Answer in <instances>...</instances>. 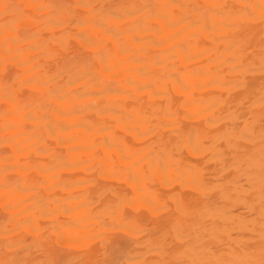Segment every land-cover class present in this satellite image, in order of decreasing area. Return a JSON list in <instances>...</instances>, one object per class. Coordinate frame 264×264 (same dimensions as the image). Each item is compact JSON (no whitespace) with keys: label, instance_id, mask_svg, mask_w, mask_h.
Instances as JSON below:
<instances>
[{"label":"bare ground","instance_id":"bare-ground-1","mask_svg":"<svg viewBox=\"0 0 264 264\" xmlns=\"http://www.w3.org/2000/svg\"><path fill=\"white\" fill-rule=\"evenodd\" d=\"M0 37V70L22 68L0 75V142L39 154L47 192L71 191L53 211L30 161L1 155L16 216L0 218V250L58 213L77 217L60 238L85 249L31 263L11 249L7 264H264V0H0ZM73 168L117 188L73 187Z\"/></svg>","mask_w":264,"mask_h":264},{"label":"rangeland","instance_id":"rangeland-1","mask_svg":"<svg viewBox=\"0 0 264 264\" xmlns=\"http://www.w3.org/2000/svg\"><path fill=\"white\" fill-rule=\"evenodd\" d=\"M31 11V10H30ZM33 12V11H32ZM32 12L30 13V14H32ZM34 14V13H33ZM4 37H0V40L1 39H3ZM79 46V45H78ZM76 48V47H75ZM76 49H78V47L76 48ZM79 49L81 50V51H86L83 47H81V46H79ZM74 50V49H73ZM2 54H3V51L2 50H0V56H2ZM12 65L10 66L9 65V69H5L4 71H1L0 70V75H2V78L3 77H6L7 78V76L10 74H12V75H14L13 73H15L16 74V72L18 71H21L22 70V68L20 67V66H18L17 64H15L14 65V63H11ZM21 73V72H20ZM9 75V76H10ZM0 78H1V76H0ZM22 89L23 90H21L22 91V93L23 94H25V93H28V94H31V92H32V90L30 89V88H26V87H22ZM38 94V93H37ZM38 96H41L40 94H38ZM5 107H6V104L5 103H3V104H0V111L1 110H3V109H5ZM14 121H16V120H14ZM20 120H18V121H16L15 123H18ZM64 121V120H63ZM63 121H61L62 123H64ZM9 123V124H8ZM8 123H6V124H8L7 126H9V125H12V124H14V122L13 121H10V122H8ZM21 123H24V122H21ZM21 123H19V124H21ZM15 125V124H14ZM13 126V125H12ZM9 133L8 134H10V131H8ZM5 134L7 135V132L5 131ZM4 133H0V135H2V136H0V139L2 138V140L3 139H5L6 137H4L3 135H5ZM11 135V134H10ZM10 135H8L10 138H11V136ZM123 135V134H122ZM8 137V138H9ZM129 137L131 138V139H133L134 140V142L135 143H137V142H139L138 141V139H135L134 137H133V135L132 134H130L129 135ZM7 139V138H6ZM7 140H9V139H7ZM7 140H4V141H7ZM2 142H0V152H3V153H5V154H1L0 153V156L2 157V158H5L6 159V157L7 156H9V158H11L10 157V155H7V152H9L11 155L13 154L14 156H16L17 155V153L19 152V156H21L22 155V153H20V151H21V149H22V147H19L18 149H20V150H18V152H16V149L17 148H15V147H11L10 145H8V144H5V143H3V144H1ZM53 146V145H52ZM56 145H54V147H55ZM54 147H53V149H54ZM15 148V149H14ZM55 149L57 150V149H60V147L58 146L57 148L55 147ZM54 149V150H55ZM66 148H63V147H61V152H63L64 150H65ZM58 151V150H57ZM16 152V153H15ZM60 152V153H61ZM66 153H67V150L65 151ZM65 153V154H66ZM21 154V155H20ZM63 154V153H62ZM4 155H6V156H4ZM12 155V156H13ZM39 155V154H38ZM35 152H33V151H30L28 154H25V155H22L24 158L22 159V160H24V161H22L21 162V164L23 165V164H25L26 163V161H30V164H28V163H26V164H28V165H30L29 167H27V165H26V167L28 168V169H30L29 171H28V173H29V176H30V178L32 179V180H28L32 185H34L35 187H37V188H39L40 189V192H41V190L42 191H44L45 192V196H46V198H49L50 199V197H55V199H56V203H51V205H50V208H52V210L53 211H56V210H54V208L59 204V202H61L62 201V199H64V197L62 198V196H64L65 195V198L67 197V196H69L70 195V193L69 192H71L70 190H67V189H65V190H63V188H61L60 186H57V187H55L54 189H53V191H51V193L53 194H51V193H49V192H47L48 191V188H47V184H45V180L47 179V181L48 180H50V179H52L53 178V174H51V172H49V171H45V170H42L41 168H39L38 166H37V164H39L38 162H39V160L38 159H40L39 158V156H38ZM4 156V157H3ZM18 155H17V158L16 157H14V158H16L17 160H19L18 159V157H19ZM21 156V157H22ZM41 158H42V156H41ZM79 158H81L80 160H79V166H80V161L82 160V158L83 159H85L86 157L84 156H81V157H79ZM86 160V159H85ZM7 160H4V161H1L0 162V167H1V170L0 171H2V170H7V169H5L6 167H11V166H13L14 164H12L13 162L12 161H7ZM84 161V160H83ZM83 161H81V166H83V164H82V162ZM5 162V163H4ZM11 163L12 165H6L7 163ZM83 163H85V161L83 162ZM113 164H115V163H113ZM113 164H109L110 166L111 165H113ZM117 165V167L118 168H121L122 167V165L117 161V163H116ZM5 165V166H4ZM120 165H121V167H120ZM2 166H4V167H2ZM15 166H16V164H15ZM18 166V165H17ZM24 166V165H23ZM78 166V167H79ZM80 166V167H81ZM103 166V165H102ZM110 166H108L109 168H107V166H103L104 167V170H107V171H112V169L111 170H109L110 169ZM116 166H115V170H116ZM101 167V166H100ZM99 167V168H100ZM113 167V169H114V165L113 166H111V168ZM2 168H4V169H2ZM15 168V167H14ZM102 168V167H101ZM117 168V169H118ZM12 170V169H11ZM10 170V172H8L7 173V175H6V180L7 181H5V182H9V181H11L10 183H12V181L13 180H15L16 181V178L18 177V176H20L19 175V173L18 172H16V171H18V170H13V171H11ZM70 170V169H69ZM64 171L63 170V172H60V174H61V178L63 177V179L64 178H66V177H72L73 176V178H69V182L71 183V186H73V183H75V182H73L75 179V177L77 178L75 181H77L78 180V182L79 183H84V182H86L85 180L86 179H88L89 177H90V180H91V184L90 185H87V187L88 186H90L89 187V189H91L90 191L91 192H96V191H98L99 190V188L100 187H102V188H104L103 186H105V185H111V184H114V185H117V181H116V179L115 178H112V177H109L108 175H104V174H99L98 172H93V173H90L91 175H89L88 173H83V170H78V169H71V171ZM88 174V175H87ZM68 175V176H67ZM28 176V177H29ZM86 176H87V178H86ZM21 177V176H20ZM81 177V178H80ZM82 177H85V179L83 178L82 179ZM80 180H79V179ZM93 178H96L95 180L93 179ZM5 179V178H4ZM18 179H20V178H17V180ZM73 179V180H72ZM9 180V181H8ZM26 180H27V178H26ZM65 181H67L68 182V178H66V179H64ZM70 180H72V181H70ZM83 180V181H82ZM82 181V182H81ZM96 181V182H95ZM14 182V181H13ZM28 182V183H29ZM68 182V183H69ZM73 182V183H72ZM69 183V184H70ZM78 183V184H79ZM94 183V184H93ZM42 184H45L46 186H44V185H42ZM77 184V182L74 184L75 186L76 185H78ZM100 184H105V185H101L100 186ZM108 185L107 186H105V187H107V188H111L112 187V185L111 186H109L108 187ZM114 185H113V187L112 188H114ZM44 187H46V188H44ZM74 187V186H73ZM94 187V188H97V190L96 191H94V189H92V188ZM99 187V188H98ZM70 188V187H69ZM68 188V189H69ZM102 188H100V189H102ZM117 188V186L114 188V189H116ZM124 188H126V187H124ZM73 189L74 190H76V188H72L71 190L73 191ZM127 189V188H126ZM128 190V189H127ZM50 191V190H49ZM43 192V193H44ZM68 193V194H67ZM48 194H51V195H48ZM42 195V194H41ZM44 195V194H43ZM42 195V197H44ZM48 195V196H47ZM50 196V197H49ZM107 196V197H106ZM103 197V199L104 200H107V199H109V197H108V195H105V196H102ZM102 197H101V199H102ZM45 198V197H44ZM57 198H60L59 200L57 199ZM107 198V199H106ZM0 199H1V197H0ZM9 199H11V197H9ZM9 199L7 198V201H8V203L7 202H2V201H0V214H1V217L0 218H2L3 216V220L6 222V221H9L8 219L10 218L11 219V217H9V216H13L12 214H14L15 216H16V212L15 211H13L12 210V212H14V213H11V210L9 209V207H8V205L10 204V203H13V202H15V201H13L14 199H18V197L17 198H15L14 197V199L12 200L13 202H10L9 201ZM24 199H28V196H26V197H24V198H19L18 199V201H20V200H24ZM55 199H54V202H55ZM4 200V199H3ZM17 201V202H18ZM101 201H103V200H101ZM56 209V208H55ZM131 209V208H130ZM129 209V210H130ZM132 211H129V213H135L134 212V210L133 209H131ZM55 213V212H54ZM132 213V214H133ZM60 214H61V216H60ZM3 215V216H2ZM54 215V214H53ZM53 215H51V216H53ZM57 215H59V216H57ZM56 215V222H51L50 220H48L47 218H45V217H48V216H43L44 218H42V217H38L37 218V220H35L36 222H35V226H37V228L39 229V230H30V229H26V228H22V226H19V228H18V231H17V233H16V235L18 236L17 238L19 239V241L21 242V245H19L18 247L16 246V247H14V248H11L12 249V252H13V257H14V259L16 260V258H18V259H24V258H26V257H28V256H30L29 257V263H31V261H32V258L33 259H38V261H40V260H42L43 259V257H44V259H46V258H50V255L53 253V254H55V257H54V255L52 254L51 256L52 257H54L55 259H57V257L58 256H60L61 254L63 255V256H61V258H59L58 257V260H60V259H62L63 257H65V255H66V257L68 256V258H69V255H73L72 257H75V255H80V254H82V253H84V251H85V249H82L81 247H76V246H70V244L68 245V243H64V239L63 238H60L61 236H65L66 237V235L69 237L70 236V232L69 233H67L68 231L65 229V227L69 224V223H71V222H73V220H75L77 217H72V216H70V217H68V215H63L62 213H58ZM15 216H13V217H15ZM18 216V215H17ZM18 217H20L21 218V216H18ZM53 217H55V216H53ZM58 217H61V219L60 220H63L64 222L63 223H65V225H63L62 223H60V220H59V223H58ZM6 218H8V219H6ZM41 218V219H40ZM50 218V217H49ZM6 219V220H5ZM24 219V218H23ZM22 219V220H23ZM21 220V219H20ZM52 220H53V218H52ZM38 221V222H37ZM49 221H50V223H49ZM21 222V221H20ZM39 223H40V225H39ZM57 223V224H56ZM21 224V223H20ZM62 224V226H64V229H65V231H66V234L63 232L62 233V229H61V226L60 225ZM7 225H8V223H7ZM10 225H12L11 223H9V225H8V228H11V229H13V226H10ZM56 226L57 227V232H58V234H57V232H56V234H53V232H51L52 231V228H53V226ZM58 225H59V227H58ZM10 226V227H9ZM59 228V229H58ZM63 228V227H62ZM115 229H117V228H115ZM19 230H20V233H19ZM115 232H113V235H114V233H117V231L116 230H114ZM61 232V233H60ZM63 234H65V235H63ZM69 234V235H68ZM112 234V233H111ZM60 235V236H59ZM2 237H3V235H2ZM1 236H0V241L2 240L3 241V243L2 242H0V247H2V249H5L6 250V248L4 247L3 248V246H4V244H5V241H4V239L2 238ZM2 238V239H1ZM67 238V237H66ZM115 238H117V235L115 234V237L113 236V240L112 241H114V239ZM40 239V240H39ZM63 239V240H62ZM36 240H38V241H36ZM34 242V245L32 244ZM36 242V243H35ZM43 242H45V243H43ZM117 242V239L114 241V242H111L110 243V245L109 246H112L113 244H115ZM14 244H15V242H13ZM41 243H43L44 244V247H46L47 245L49 246V247H46V248H44L42 245H41ZM47 244V245H46ZM112 244V245H111ZM16 245V244H15ZM14 245V246H15ZM38 246V248H37V250L38 251H36V248L34 247V246ZM46 245V246H45ZM58 245V246H57ZM16 248H17V250H16ZM1 249V248H0ZM11 249H10V251H8L7 252V254H5V252L7 251H5V250H3V252H1L2 250H0V252L2 253H0V260H2L3 261V263H8V262H6V260H10V256H8L10 253H11ZM14 249V250H13ZM32 249H34L36 252H33V254H32ZM55 249V250H54ZM96 249V248H95ZM51 250H54V252H52V253H50L51 252ZM97 250V249H96ZM15 251H16V253H15ZM62 251V253H60ZM57 254H56V253ZM59 252V253H58ZM9 253V254H8ZM34 253H35V255H34ZM50 253V254H49ZM64 253V254H63ZM14 254H16V255H14ZM31 255H34L35 256V258H34V256H31ZM49 255V256H48ZM77 255V256H78ZM7 256V257H6ZM40 256V257H39ZM3 257V258H2ZM5 257H6V259H5ZM9 257V258H8ZM65 257V258H66ZM71 257V256H70ZM42 258V259H41ZM65 258H63V259H65ZM43 259V260H44ZM67 259V258H66ZM34 262H35V260H33ZM37 261V260H36ZM33 263V262H32Z\"/></svg>","mask_w":264,"mask_h":264}]
</instances>
